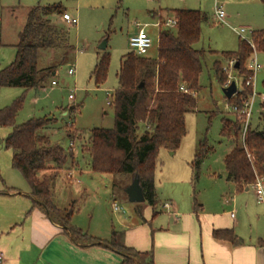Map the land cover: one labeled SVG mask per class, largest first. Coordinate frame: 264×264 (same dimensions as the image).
I'll list each match as a JSON object with an SVG mask.
<instances>
[{"label":"rangeland","instance_id":"rangeland-1","mask_svg":"<svg viewBox=\"0 0 264 264\" xmlns=\"http://www.w3.org/2000/svg\"><path fill=\"white\" fill-rule=\"evenodd\" d=\"M55 1L62 3L67 9L66 12L78 19L76 24L71 25L63 20V14L58 18L69 31L70 41L74 45L73 50L58 68L57 73L48 80L45 88L1 87L0 108L12 104L16 98L23 96V106L17 114L16 123H23L32 117H55V124L52 123L47 132L52 135V139L60 142L67 149L71 148V139L66 135L68 131L77 130L78 134L79 130H86L87 133L83 134L82 139L74 140L75 151L72 150L74 154L78 152L82 154L79 156V167L83 171L86 170L88 161L86 156L83 157V154L88 155L86 150L88 132L94 127H114L115 109L109 101L112 93L119 86L118 73L123 56L132 51L130 37L138 33L137 23L148 24L146 30L154 41L148 54L157 57L159 32L167 26H157L159 17H153L151 10L198 9L208 16L202 25L201 39L195 45L205 50L202 59L203 69L199 77L200 86L194 91L197 105L193 111L186 114L187 132L179 148L171 151L161 147L158 153L155 186L160 198L159 209L162 212L159 213L156 224L166 226L173 213L163 204L169 201L170 197L175 198L181 208L193 206L194 186L191 174L185 170V167L193 160L201 142H206L207 147L213 146V150L202 162L196 192L202 194L210 190L211 173L225 172L224 157L236 144L237 138L234 134L230 137L223 135L224 119H229L232 127L242 120L234 109L235 101L229 102V98L225 95L224 86L236 80L239 89H245L246 92L251 90V93L255 90L250 125L252 128H264V118L261 115L264 100V51L257 50L261 69L256 74L251 72L246 77V81L251 80L255 74L253 85L247 84L244 81L245 77L232 65L231 60L224 56L225 51L237 50L239 47L242 37L236 33L235 27L245 26L252 31L264 29V0H1L0 63L2 66L10 64L16 56L15 44L18 41V33L26 22L28 6L38 3L45 5ZM9 6L18 8L10 9ZM216 7H222L226 11L227 22L216 18ZM159 15L163 19L169 16L168 13L160 14V12ZM252 34L253 32L247 31L245 38H252ZM106 38L107 47L102 49L100 45ZM105 50L110 52L111 61L107 79L98 85L91 77V72L98 56ZM254 53L256 50L253 48L251 56ZM53 56V53L48 54L47 59ZM251 56L245 63L248 69H250ZM216 62L220 63L227 74L224 85L219 80ZM70 67H74V74H69ZM53 79L57 84H52ZM70 94L74 98H71ZM235 96L236 94L233 97ZM73 105L76 107L74 112H69V115L64 114L63 108L66 107L70 111V106ZM11 131V126H0V189L11 187L19 189L23 185H28L21 172L12 164V150L6 147L5 140ZM239 142L243 143V133L239 136ZM109 177L113 181L107 188ZM132 179L133 175L130 174H99L97 185L90 188L88 194L82 192L84 198L73 204L71 210L81 211L75 218L83 222L84 232L89 230L91 233L90 228H98L103 232L102 234H107L109 226L118 214L115 205H118L119 213L123 216L134 213L137 217L135 208L140 202L130 201L124 188V184ZM243 195L242 202L232 205L230 211H233L237 218L246 221L249 233L252 225L255 229L264 228V203L258 202L254 185ZM88 213L94 216L90 217ZM115 225L118 227L117 222Z\"/></svg>","mask_w":264,"mask_h":264},{"label":"trees","instance_id":"trees-1","mask_svg":"<svg viewBox=\"0 0 264 264\" xmlns=\"http://www.w3.org/2000/svg\"><path fill=\"white\" fill-rule=\"evenodd\" d=\"M66 11L60 2L38 3L28 9L26 22L18 33L14 60L5 66L0 63V89L3 86L25 89L46 87L48 80L52 79L74 48L68 29L58 19ZM174 16L177 24L159 32L157 57L139 55L134 51L123 56L118 73L119 86L112 93L110 101L115 109L114 127L92 128L88 132L86 145L95 173L139 176L146 201L155 207L158 199L154 175L159 149L164 147L176 151L181 145L187 132L186 114L197 105L194 91L200 86L199 77L205 54L204 49L195 45L201 39L207 14L198 9L176 8ZM252 40L258 51H264V29L253 31ZM252 52L251 43L242 38L237 50L224 52L226 58L235 61L233 66L245 77V82L252 72L245 67ZM52 53L54 56L48 60V54ZM110 61L111 54L107 50L98 56L91 72V77L98 85L107 79ZM236 62L239 63L238 67ZM215 67L224 85L227 74L219 62L215 63ZM251 94V90L246 92L240 89L236 99L231 97L229 102L234 100L236 106L242 108ZM23 102L24 97L20 96L12 104L0 108V126L12 127L5 140L6 147L12 150V164L30 184L38 204L53 220L63 222L73 238L105 244L117 251L123 257L120 264H155L153 251H138L126 245L122 232L113 231L109 239L91 236L71 223V209H62L53 202V176L47 174L39 178L37 173L46 168L57 169L75 164L76 156L70 148H65L58 141L54 142L45 131L55 123V117H32L23 123H16ZM262 108L261 115L264 118V100ZM75 109L74 105L70 106V112ZM229 121L224 119L223 135L230 137L234 134L237 142L224 158L227 176L243 186L254 184L257 175L264 177V128H252L249 125L240 144L242 122L232 127ZM76 131H68L67 137L74 141L82 139L83 134L87 133L84 129L79 130L78 134ZM207 146L206 142L200 143L191 163L195 182L200 176L205 156L213 150V146ZM214 235L241 242L232 229L215 230Z\"/></svg>","mask_w":264,"mask_h":264},{"label":"crops","instance_id":"crops-1","mask_svg":"<svg viewBox=\"0 0 264 264\" xmlns=\"http://www.w3.org/2000/svg\"><path fill=\"white\" fill-rule=\"evenodd\" d=\"M30 7L32 6H28ZM174 9L150 12L153 17L157 16L162 20L163 17L159 12L168 13L167 17H170L174 16ZM63 109L64 114L69 115L70 111L66 107ZM50 136L52 137L51 134ZM53 141L56 142L54 139ZM74 155L77 160L75 164L57 169L46 168L37 173L39 178L47 174L53 176L52 200L62 209H71L73 204L80 202L84 198L82 192L86 194L90 191V188L97 185V176L104 174L92 170L89 155L85 154L83 157L88 158L86 170H80L79 156L82 154L78 152ZM192 161L186 165L185 170H188L192 177L193 206L181 208L180 203L170 197L169 201L163 204L173 213L166 226L156 224L158 215L162 211L159 209L160 198L155 186L158 199L156 207L146 200L137 203L135 208L137 217L134 213L123 216L119 213L120 209H117L118 214L109 226L107 234H102L103 232L98 228H90L91 233L89 230L87 233L99 239H109L113 231H120L123 233L126 245L138 251H153L155 264H264V228L255 229L252 225L249 233L246 221L237 218L234 212L230 211L232 205L242 202L243 193L253 188L254 184L243 186L230 180L224 162L225 172L211 173L210 190L198 194L196 186L200 176L195 182ZM84 176L86 177L83 178ZM108 181L107 188L113 180L110 178ZM132 181L125 183L124 188ZM166 204L168 206H165ZM78 212L81 211L72 212L71 222L84 232L83 222L75 218ZM88 215L94 216L90 213ZM99 216L101 217V213ZM115 222L118 223V227ZM221 229H232L241 242L215 237L214 231ZM0 252L4 255L1 264H120L123 260L121 254L105 244L73 238L63 222L53 220L38 204L29 183L19 189L14 187L0 189Z\"/></svg>","mask_w":264,"mask_h":264},{"label":"built area","instance_id":"built-area-1","mask_svg":"<svg viewBox=\"0 0 264 264\" xmlns=\"http://www.w3.org/2000/svg\"><path fill=\"white\" fill-rule=\"evenodd\" d=\"M216 17L218 20L225 22L226 21V11L222 7H216ZM63 20L66 21L67 23L74 25L78 22V19L76 17H73L69 12H65L63 14ZM177 24V18L175 16H170L167 17L166 19H160L156 25L157 26H162L166 25L168 27H174ZM148 24L142 25L141 23H137V26L139 28V31L137 34L133 35L130 37V47L131 50L136 52L139 55H146L149 53V50L152 48L154 41L153 38L149 35V33L146 30ZM237 33L243 38L248 40L254 50H256V53H254L251 58H250V63L249 67L256 74L258 70L261 69L262 65L258 60V54H257V49L253 43L252 38H245L246 32H253L251 29H248L245 26H242L240 28L235 27L234 28ZM232 65H234L235 61L231 60ZM69 74H74L75 70L74 67L69 68ZM255 74L251 77V80H247V84H252L253 85V78ZM52 84H57L56 80L52 81ZM185 91H189L187 88L182 87ZM255 90L251 94V96L245 100L244 106L242 108H238V106H234V109L236 112L239 114L241 120H242V133H243V139L245 138L246 132L249 128V125L251 123V116H252V109H253V104H254V97H255ZM71 98H74L72 94H70ZM110 102V101H109ZM70 149L75 151L74 147V141L71 142ZM249 156L252 158L251 154ZM257 199L259 202H264V177L257 175L256 177V182L254 183ZM165 206H168L166 204ZM116 209H119L118 205H115ZM4 259V255L2 252H0V264L1 261Z\"/></svg>","mask_w":264,"mask_h":264},{"label":"water","instance_id":"water-1","mask_svg":"<svg viewBox=\"0 0 264 264\" xmlns=\"http://www.w3.org/2000/svg\"><path fill=\"white\" fill-rule=\"evenodd\" d=\"M102 49L107 47V38L100 45ZM239 63L236 62V67H238ZM143 85V83H141ZM225 95L228 98L233 97L239 89L236 80H233L229 85L224 86L223 88ZM126 192L128 194L129 200L132 202H144L146 200L143 187L140 183L139 176H135L133 181L126 187Z\"/></svg>","mask_w":264,"mask_h":264}]
</instances>
